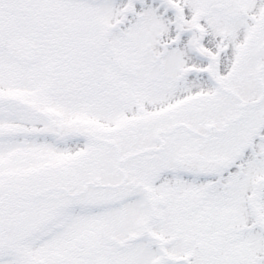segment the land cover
I'll use <instances>...</instances> for the list:
<instances>
[{
  "label": "snow or ice",
  "instance_id": "1",
  "mask_svg": "<svg viewBox=\"0 0 264 264\" xmlns=\"http://www.w3.org/2000/svg\"><path fill=\"white\" fill-rule=\"evenodd\" d=\"M0 264H264V0H0Z\"/></svg>",
  "mask_w": 264,
  "mask_h": 264
}]
</instances>
